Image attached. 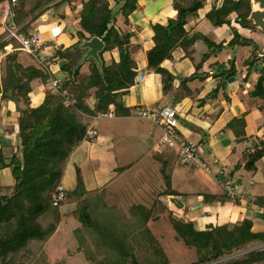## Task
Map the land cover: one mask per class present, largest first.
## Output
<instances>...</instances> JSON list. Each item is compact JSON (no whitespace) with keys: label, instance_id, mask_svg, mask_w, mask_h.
<instances>
[{"label":"trees","instance_id":"1","mask_svg":"<svg viewBox=\"0 0 264 264\" xmlns=\"http://www.w3.org/2000/svg\"><path fill=\"white\" fill-rule=\"evenodd\" d=\"M5 1L0 0V4ZM106 1L81 2L83 30L77 32L78 43L83 39L98 36L107 44L105 52L118 51V59H113L110 65L104 61V77L99 73L96 65L90 62L91 74L77 82L81 68L74 76L72 70L82 52L76 50L74 46L75 54L70 55L68 59L65 54L56 50L54 57L68 59L62 69L69 73V79L62 84V89L76 97V110L65 106L61 95L48 93L39 107L30 109L28 113L24 112L25 116L20 118L22 157L14 156L9 163L14 166L16 180L14 194L0 199V264H8L9 259V264H48L47 255L41 251V248L60 224L62 215L60 208L67 200L74 199L76 202L81 197L84 201L78 203L77 210L79 215L82 214L84 217L82 222L84 231L79 232L81 237L79 236L77 251L85 253L93 264H128L130 259L136 264H142L139 255L149 250L152 253L150 256L153 257L144 256L145 264H171L174 258L180 259L185 264H264V248L256 247L264 245V233L254 232L251 221L208 226L205 230H198L194 222L180 217L161 202L159 198L165 195L164 193H154L156 197L152 198L151 202L146 200L151 204L138 196L141 202L130 208L132 217L126 221L124 209L127 208L125 200L128 198L121 200L123 203L113 206L103 203L98 194L97 202L93 203L92 199L84 197L87 191L81 176H78L76 188L71 192L66 190L65 199L54 206V192L61 184L67 160L72 150L86 136L87 124L80 121L79 113L97 116L113 109L115 115L125 116L129 112L123 107L121 99L129 93L135 83L138 65L133 56L143 50V47L131 42L132 33H125L116 27L117 15ZM139 1L116 2V11L122 15L127 25L130 24V17L139 8ZM203 3L202 0H174L176 19H168L166 25L159 22L151 24L154 47L146 52L147 69L164 78V91L172 84L175 77L162 67V63L171 60L176 49L182 48L188 52V49L198 41L213 47V42L201 33L192 34L186 29L188 17L197 18L199 11L204 7ZM230 3L232 5L227 6L225 2L220 9H217L215 4L207 15L210 21L214 26L220 27L227 24L230 14L237 13V23L247 27L249 22L246 18L250 8L247 6L246 11L244 10L243 0L239 2L230 0ZM73 10L72 7L71 11ZM16 18L14 20L17 24ZM87 33L90 37L86 35ZM3 43L0 41V45ZM249 43L252 41L235 32L228 45L250 46ZM8 45L10 44L0 48V54ZM253 56L254 52L246 61L249 71H252L254 64L259 61ZM15 57L16 55H13L11 58L16 60ZM11 68L2 85L0 83L2 98L17 103L23 99L29 104L31 84L37 79V75L31 67L24 68L16 64ZM16 70L21 74L18 75ZM223 72L227 76L226 80L234 77L237 72L234 61L230 68ZM46 80L47 75L44 78L45 82ZM93 89H96V102L95 108L91 109L84 105L83 99L90 97ZM10 91L11 96L8 95ZM250 95L264 100V71ZM229 127L239 134L237 128L244 129V118L235 119ZM263 157L264 143L262 146H256L245 168L250 172H257L256 164ZM6 166L9 165L0 152V168ZM40 174L45 178L42 184L31 185L32 182H37L35 180H38ZM165 196H172V191H168ZM86 201L87 210L83 207ZM258 201L264 205V199L260 198ZM42 217H45L43 225L40 223ZM97 218L101 219L99 223ZM156 227H160L161 233L156 231ZM78 228L77 231L80 230ZM163 240L169 243L168 250L162 244ZM32 243H35L32 247L34 251H25ZM234 255L235 257H232ZM227 257L232 258L226 262L220 261Z\"/></svg>","mask_w":264,"mask_h":264},{"label":"crops","instance_id":"2","mask_svg":"<svg viewBox=\"0 0 264 264\" xmlns=\"http://www.w3.org/2000/svg\"><path fill=\"white\" fill-rule=\"evenodd\" d=\"M153 2L154 0H140L139 4L143 7V11L138 8V10H141L139 13L140 15L137 13L138 10L135 12V16H137V14L141 16L140 18L137 17L135 19L136 28L134 29V27L131 26V23L130 26L126 27V30H129V32L133 34L137 30H140L137 32L138 41L132 43L139 44L143 47V50L138 52L140 55L137 59L135 58V55L138 53L133 56L138 65L135 83L131 87L129 93L121 99L123 107L129 110V112L125 116H117L113 113L110 117L98 119H94L95 116L84 114L87 120V130H95L97 132V137V128L100 123L98 121H112V123H108L104 134L111 143L118 142L119 137L125 138L129 133L136 138V146L134 144L132 145V148L137 150V154L139 153L136 157H150L152 161L158 160L165 156V154H161L163 152L162 148L165 146L160 143V139L158 140V143H155V138L158 132L163 133V131L159 126L152 122L137 117L133 114V109L135 106H147L151 108L171 106L175 108L178 112L179 131L181 134L189 141L200 143L202 145V153L206 162L210 166V171L207 172L201 170V172H205L211 176L217 185L215 188H207L202 190V192L196 193L192 190L186 189L184 192H180L182 194H180L181 200H179V202L173 200V196H163L159 199L164 205L168 206L171 211H173L172 206L178 208L181 214H177L187 221L194 222L198 230H205L208 226L241 223V218H244L247 214L245 209L255 212V210L262 205L258 200L264 196V157L256 164L258 168L257 172H250L245 168L250 155L256 150V146H262L264 143V107L261 104L264 100L250 95L258 78L264 71V64L258 65L256 63L254 64L252 71H249L246 61L251 54L243 50L246 46L239 48V59L238 56L233 57V52L230 51V49L241 46L228 45L233 39L235 32L239 33V27H237V24L239 23H237L236 20H233L238 16L236 13L230 14L227 18V24L217 27L211 23L209 18H207L208 11H206L207 9L205 10L204 7L199 11V16L197 18L194 16L188 17L186 29L192 34L195 32L201 33L204 37L208 38L209 41L217 42L218 46L221 44V46H219L221 48L215 49L214 52L216 53L213 54L210 52L212 48L209 49L205 42L198 41L188 49L189 52H185L182 48L176 49L173 52V58L162 63V67L175 77V80L170 87L167 86L164 91V83L161 75L157 73L149 74L152 70L147 69L146 52L154 47V33L151 29V24L159 22L166 25L168 19H176L177 12L173 8L174 11L168 12L167 19L159 18L155 15L159 13L160 10L166 9L167 6L161 5L160 8H156V3ZM71 13L72 11H70L69 14ZM68 16L69 15L64 19H61V22L56 21L57 19L54 21L48 20L50 26H47L48 28L46 27L47 29L45 32L41 31L44 27L42 23L37 28L42 35L43 41L51 43L56 42L58 50L61 48L59 36L66 35L69 37L71 34L68 33V30L71 27L74 28V32L70 38V46H75L76 48L79 44V37L77 31H75L79 29H77L75 24L68 23ZM234 22L237 24H232ZM194 26L195 28H193ZM0 29L3 30L1 27ZM122 30L124 31L125 28ZM49 33L51 36H49ZM243 35L247 36L245 33ZM132 39L135 38L133 37ZM7 47L10 48L8 49ZM248 47L251 46L248 45ZM14 52H17V50L11 47L10 44L5 47L0 57V63L2 59L8 60L6 66L7 75L10 72L9 69L11 66L14 67L16 65L14 64V61L16 62L17 59L13 60L11 57L7 58ZM115 53L114 50V54ZM112 59L111 55V57L108 58V61L110 62ZM59 61L58 57H55V59L48 62L45 61L44 64L37 61L38 68L47 75V80L45 82V87H42L40 84L35 85V81L32 82V92L29 94L30 102L31 100H34L32 98H36L37 102V105L35 106L32 104V108L39 107L44 102L46 95L50 92L57 94L62 91L67 92V90L62 89L63 80H61L55 73ZM233 61L237 71L236 75L223 83L225 84L224 97L216 96L215 91L219 82L217 81L218 78L215 73L220 71V67L221 71L228 70ZM67 62L68 61L61 64L62 68ZM110 64L111 63L108 65ZM240 65L243 67L240 68ZM7 75L4 78H6ZM65 75V79L68 80L69 73L65 72ZM55 78L60 81L61 88L58 92L50 88V81ZM1 79L2 78H0V82L3 80ZM8 95L11 96L12 92H8ZM2 97L3 93L0 92V152L9 166L0 168V199L2 197H10L14 194L16 185L14 166H11L9 163H11L10 160L14 156L22 157V138L19 133L20 118L23 116V111H21V108L19 107L20 102L17 103L13 100ZM253 104L255 106H253ZM26 110L29 109H24V111ZM19 113L22 114L21 117ZM240 118H244L245 127L244 129L237 128L239 134H236L234 130L229 127V124L235 119ZM133 120H136L137 123H132L131 121ZM123 121H126V123H123ZM147 123L154 128H148L146 125ZM233 129L236 130V127L233 126ZM96 137L89 138L85 136L84 140L72 150L63 171L62 185H64L63 182H68L70 179L69 170L72 163L70 158H74L77 150L81 148L84 141L95 140ZM83 157L89 156L86 155ZM85 163L87 165L89 164L86 160ZM219 164H221L222 167L217 170L216 166ZM84 167L83 164H80L84 188L85 191L89 193L92 192V189H90V187H85V185L88 186L89 183H91L96 188L98 184L96 180L98 177V171L88 170L86 168L85 171ZM164 168H168L172 171L164 183H169L170 180L180 181V176H183L182 180L185 179L184 176H187L190 180L194 179V176L189 173L187 175L181 174L176 176V174H173L176 169H171V167L169 168L167 166ZM148 169L149 167L141 164L140 159H136L130 164L115 168L111 173L114 178L117 177V180L120 181L122 184L121 187L125 186V189H122L121 194L127 195L128 186L136 184L139 180L143 181V179H147L144 178V175ZM222 169L228 171L234 179L238 193L243 198L242 201L233 202L228 199L226 194H224L226 192L217 177L219 171ZM162 172L164 173L165 171ZM166 174L167 173L165 172L163 175ZM141 181L140 183L143 184V187H137V190L139 191L130 190L129 194L137 195L146 192V195H148L156 193L148 186L147 181ZM186 181L193 185L189 180ZM144 185L147 186V188H144ZM73 186L75 185L73 184ZM198 196L201 197L198 199ZM128 200L130 201V199H126V201ZM133 200L132 197L131 201ZM248 216L252 215L248 213ZM255 225L254 232L264 233V220H259Z\"/></svg>","mask_w":264,"mask_h":264},{"label":"rangeland","instance_id":"3","mask_svg":"<svg viewBox=\"0 0 264 264\" xmlns=\"http://www.w3.org/2000/svg\"><path fill=\"white\" fill-rule=\"evenodd\" d=\"M82 1L85 2V1H89V0H18L17 5L13 8V12L15 11V14H16L15 18L17 17L16 20L18 21V22L16 21L17 25H18L19 29L21 30V33L24 35H29L31 33L41 34L40 31L37 29L41 23L44 26L41 29V31L45 32L46 29L48 28L47 26H50V23L48 22V20L54 21L55 19H57L56 21L61 22L60 20L66 18L67 15H69L68 19H67L69 21L68 23L73 24V25L75 24L77 29H79V30H75V31L78 32V31L83 30L82 25H81V22L83 20V18H81V13H82L81 12V10H82L81 2ZM117 1L118 0H107L106 2L109 3L110 8H112L114 13H116V15H117L116 16V20H117L116 27L121 29V30L123 28H125L124 32L130 33L129 30H126L127 29L126 27L130 26V24L127 25L124 22V18L122 17V15L116 11L115 5H116ZM202 1L204 2L203 4L205 7V10L207 9L206 11H208L207 14L210 13L213 6L218 3V0H202ZM153 3H156V8H160L161 5L167 6L166 9L160 10V12L155 15L159 18L161 17V18L167 19L168 12L174 11L173 10V0H154ZM226 5L227 6L232 5L230 3V0L226 1ZM70 6H72L74 8V10L72 11L71 14H69L70 11L72 10V7H70ZM139 8L143 11V7L140 4H139ZM140 9L137 12L138 14L141 12ZM4 10H5L4 6H0V27L2 29L4 26L3 24H1V23H3V18H4V12L3 11ZM205 10H204V12H205ZM138 14H137V16H135V13H134L133 14L134 16L130 17V23L132 24L131 26H133L134 29L136 28V20L135 19L137 17L138 18L141 17V16H139L140 14L139 15ZM42 15L43 16L45 15V16L43 17ZM62 15H64V16H62ZM235 18L233 20H237V17H235ZM246 20H247V18H246ZM232 24H235V22ZM249 26L251 27V22H249ZM237 27H239L238 31L240 33V34L239 33L238 34L241 35L242 37L246 38L247 40L256 43L259 47V51L264 54V33L261 31H257L254 28L249 29L248 25L246 27L245 25L242 26V25L237 24ZM193 28H195V26ZM139 31L140 30H137L136 32L134 31L135 32L134 34L132 33L133 37L135 39H131V42H137L138 41V38H137L138 33L137 32H139ZM73 32H74V28L71 27L68 30V33L71 34V35H69V37L66 35L59 36L60 37L59 42H60V46H61V48H60L61 50L59 49V51H61L62 54H65L68 59L70 58V55L73 56L75 54V49L73 48L74 46H70V42H71L70 38H71ZM50 33H49V36H51V34H52V33L51 34ZM244 33L247 36H244L243 35ZM86 35L88 37H90V35L88 33ZM8 37H9V33L4 32V29L3 30L0 29V41L4 42L3 44L0 45V48L6 44H11L13 48L18 47V48H15L17 50V52H14L11 55V57H13V55H16L15 58L17 59V61L16 62L14 61V64H19L21 66H24L25 68L31 67L32 70L35 71V75H37V79L35 80V85L40 84L42 87H45L44 78L46 77V75L43 73L42 70H40L38 68V66H37L38 64H37L36 59L33 57V55H30V54L20 50V46L18 44H15V41H13L12 39H9ZM41 37H42V35H41ZM53 37H54V34H53ZM241 47L242 46H237V47H234L233 49L232 48L230 49V51L233 52V57L238 56V59H239V54H240L239 48H241ZM208 48L209 49L212 48L210 52L214 54V53H216V52H214V50L220 49L221 47L218 46L217 42H213V47L208 46ZM251 48L252 47L246 46L243 48V50L245 52H248L249 54H252ZM115 52H116L115 54H114V51L113 52L112 51H106L104 53V60L107 63V65L109 63H112L111 61L113 59H115V60L118 59V57H119L118 51L115 50ZM185 52H187V51H185ZM1 54H0V57H1ZM111 55H112L113 59L109 62L108 58L111 57ZM139 55H140V53L135 55V58L137 59ZM7 58H9V56ZM68 59L59 58V60H60L59 65H58V67H56V70H55V73L57 74V76L60 77L61 80H63L62 81L63 83L66 82V79H65L66 75H65V71L62 69L61 64L68 61ZM7 62H8L7 59L6 60L2 59L1 63H0V78H2L3 80H4V77L7 75V69H6ZM257 64L262 65L264 63L261 61H258ZM242 67L243 66L240 65V68H242ZM219 70L220 71H217L215 73V75H217V78H218L217 81L219 82L215 93H216V96L224 97L223 95H224V90H225V84H223V83H225V81H227L226 80L227 76L223 71H221V67ZM91 71H92L91 63L87 62L83 67H81L79 75L77 77V82L86 78L87 76H89L91 74ZM16 72L18 75L21 74V72L19 70H16ZM151 73L154 74L155 72L150 71L149 74H151ZM162 80H164L163 77H162ZM2 81L0 82L1 85H2ZM168 86L170 87V85H168ZM95 92H96V89L91 90V96L83 99L84 105H86L87 107H89L91 109L95 108V102H96ZM50 93H54V92H50ZM54 94H57V93H54ZM61 97L63 98L64 103L67 102L68 100L70 101V105L68 106L70 109L74 108L73 110H76V108H75V105L77 102L75 99L76 97L71 92L67 91V94L65 96L61 95ZM32 99H34V100L33 101L31 100V102L29 104L25 103V100H23V99L20 100L19 107L21 108V111H23V116H25L24 112L28 113V111L30 109L32 110V104L34 106L37 105L36 98H32ZM254 102H256V101H254ZM261 104L264 107V101ZM253 106H255V105L253 104ZM24 109H29V110L24 111ZM256 110H257V108H256ZM19 115H20V117L22 116L21 113H19ZM79 116L78 117H79L80 121L83 124H86L87 120H86L85 115L83 113H79ZM98 122H100V123H99V126L97 128L98 129V136L96 137V139L84 141V143L81 145V148L79 150H77L74 158H70V160L72 161L71 167L69 170L70 171L69 172L70 173L69 174L70 179L68 182H63L64 183L63 186L65 189L67 187L66 190L68 192L73 191V189L75 188L77 181H78V176L79 177L81 176V178H83V175L80 171V164H83V167L85 166L84 169L86 168L88 170L98 171L97 172L98 177L96 179L98 184H97L96 188L91 183H89L88 186L85 185V187H90V189H92L91 190L92 192L86 193V195L84 197H86L87 199L90 198V199H92L93 203H96L97 202L96 196L99 194L98 196L103 201V203L105 202L109 205L113 204V206L117 205V203L119 205V203L122 202L121 200H123L125 198H128V199L131 198L132 199V197H133V199H134L133 201H131V200L126 201L125 200V202L127 204V208L124 209V212L126 213L125 214L126 221H128L132 217L131 212H130V208L141 202L138 199V196L140 199L144 200L145 202H147L146 200H149V202H151L150 200L152 198L156 197L155 194L146 195V192L140 193L137 195L129 194L130 190L136 191L137 187H143L142 186L143 184L140 183L141 180L137 181V183L132 185V186H128L127 195L121 194L122 189L123 188L125 189V186L121 187L122 184L120 183V181L117 180V177L116 178L113 177L111 171H114L115 168H119L123 165L130 164V163L134 162L136 159H140L142 165L149 167V169L146 171V173L144 175V178H147V179H143V181H147L148 186L157 194L164 193L166 195V193H168V191H172V196L174 197L173 200H176L178 202H179V200H181L180 194H182V193H180V192H184L186 189L192 190L193 192L196 193V192H202V190H205L207 188L210 189V188L216 187L217 183L215 182V180L213 178H211V176H209L205 172H201V170L192 169L189 167L182 166L179 163L176 150H172V149H168V148L163 147L162 148L163 152L161 154H163V155L165 154V156L161 157V159L159 158L158 160H153V161L150 159V157H136L137 155H139V153L137 154V152H136L137 150L132 148V145L133 144L135 145V140H136L135 136H132L128 133V136H125V138L119 137L118 142L111 143L108 140V138H106V135H104V134L106 132L105 129L107 128L108 123L110 124V123H112V121L111 122H109V121L105 122V120H103V121H98ZM98 122H97V125H98ZM131 122L137 123L136 120L135 121L133 120ZM123 123H126V121H123ZM128 123H129V121H128ZM146 125L150 129L154 128V127H151L148 123ZM162 136H163V133L158 132V134L156 135V138H155V143H158V140L159 139L161 140ZM88 152H89V154H88ZM86 155L89 157H83ZM85 160L88 161V163H89L88 165L85 163ZM165 166H167L169 168L171 167V169H176L175 173L173 172V174L174 175L176 174V176L181 175V174L187 175L189 173L192 176H194V179L190 180L187 176H184L185 179L182 180L183 176H180L179 177L180 181L170 180L169 183H167V182L164 183L166 178L169 177L170 173L172 172L168 168H164ZM221 167H222L221 164H219L216 166V169L218 170V168H221ZM86 169H85V171H86ZM160 170L165 171L167 174L163 175L165 172L163 173ZM43 176L44 175L40 174L38 176L39 178L37 177L38 180L37 179L35 180L37 182H35V183L32 182L31 185H33V186L39 185V183H41L45 179V178H43ZM176 176H175V178H176ZM186 180H189L190 183H193V185L189 184ZM143 181H141V182H143ZM158 181H159V183H158ZM68 184H69V186H68ZM73 184L75 186H73ZM144 188H147V186L144 185ZM137 191H139V190H137ZM141 194H143V195H141ZM224 194H226V193H224ZM165 195H163V196L165 197ZM84 197H83V199H84ZM200 197L201 196H198L197 198L199 199ZM262 199H264V196L262 197ZM82 201H84V200H82V197L79 198L78 200H76V202L74 199H70V200H67L61 206L60 210L62 212V215L60 218L61 219L60 224L56 228V230L52 234V236L48 239L46 244H44L41 248V251L42 252L44 251V253L47 255L48 264H59V263L60 264H93L90 262V260H88L89 257L87 258L85 253L77 251V248L79 246V239L81 237V234H79V232L84 231V226H82V222L84 220L83 219L84 217L82 214L79 215L78 210H77L78 209V203H80ZM149 202H147V203L151 204ZM173 202H175V201H173ZM30 204H32V203L30 202ZM86 205L88 206L87 201H86V203H84V206H83L87 210ZM261 206H263V207H261ZM261 206L257 210H255V212H253L252 210L245 209L247 214L245 215L244 218H241L240 222H244L246 220L251 221L253 224V230H255V227H256L255 223L258 222L259 220H264V210H263L264 205H261ZM172 207H173L172 209L174 212L181 214V212L178 210V208H176L175 206H172ZM52 209H54V208H52ZM104 211L106 212L107 210H104ZM82 212H83V209H82ZM107 212H109V211H107ZM100 213H102V212H100ZM248 213H250L252 216H248ZM255 218H257V219H255ZM44 220H45V217H42L40 219V223L42 225L44 223ZM97 220L99 223V221L101 219L97 218ZM77 228L80 230L77 231ZM155 229H156V231H158V233H161L160 227H156ZM162 244L164 245L166 250H168L167 246L170 247L169 243L166 240H163ZM33 246H35V243H32V245L29 248H27V250H25V251H27V252L34 251V250H32ZM263 246L264 245L262 244V245H257L256 247L257 248H264ZM143 253L144 254L139 255V260L142 262V264H145L144 259L146 260V258H144V256H150V255H152V253L150 250L146 253L145 252H143ZM191 254H193V253H191ZM150 257H153V256H150ZM232 257H235V255ZM232 257L223 258L220 261L226 262L227 260L231 259ZM9 262H10V259H9ZM9 262H7V263L9 264ZM171 262H172L171 264H185V262L180 261V259H178V258L177 259L174 258L173 260H171ZM128 264H136V263L130 259Z\"/></svg>","mask_w":264,"mask_h":264},{"label":"built area","instance_id":"4","mask_svg":"<svg viewBox=\"0 0 264 264\" xmlns=\"http://www.w3.org/2000/svg\"><path fill=\"white\" fill-rule=\"evenodd\" d=\"M18 0H6L1 3L0 6H4V18L3 29L4 32L9 33V39L17 42L20 46V50L26 52L39 61L41 64L44 62L55 59L54 52L58 50L56 42L43 41L41 34H29L24 35L21 33L18 25L15 23V11L13 8L17 5ZM12 47V45H11ZM8 49L10 47H7ZM51 89L58 92L60 90V81L58 79H51ZM65 96L66 91L58 92ZM65 106L70 105V101L64 103ZM113 109L108 113H100L94 117L106 118L113 115ZM133 114L137 117L148 120L153 124L159 126L163 131V136L160 143L168 149L176 150L179 163L184 167H189L197 170H204L209 172L210 166L206 162L203 153L202 145L200 143H194L186 139L179 131L178 112L173 107H160L151 108L147 106H135ZM97 132L93 129L86 131V137L95 138ZM218 180L222 184L223 189L226 192L227 197L233 202L242 201V197L238 193L234 179L228 173V171L222 169L219 171ZM66 189L62 184L58 185L54 192V206L59 205L65 199ZM264 210V208H263Z\"/></svg>","mask_w":264,"mask_h":264},{"label":"water","instance_id":"5","mask_svg":"<svg viewBox=\"0 0 264 264\" xmlns=\"http://www.w3.org/2000/svg\"><path fill=\"white\" fill-rule=\"evenodd\" d=\"M239 2L241 0H233ZM225 0H218L217 9L224 5ZM251 13L247 17V21L251 22V28L258 29L264 33V0H250ZM253 49V58L264 63V54L259 51L256 43H249ZM106 42L98 37L93 36L88 39H83L81 43L76 46V49L83 52L78 63L73 68L72 74L76 73L85 63L92 62L96 65L99 73L104 77V60L103 54L106 50Z\"/></svg>","mask_w":264,"mask_h":264},{"label":"flooded vegetation","instance_id":"6","mask_svg":"<svg viewBox=\"0 0 264 264\" xmlns=\"http://www.w3.org/2000/svg\"><path fill=\"white\" fill-rule=\"evenodd\" d=\"M227 0H225V2H226ZM224 2V3H225ZM243 6H244V10L246 11V8H247V6L250 8V0H243ZM250 13H251V8L249 9V13H248V16L250 15ZM248 28L249 29H252L250 26H249V23H248ZM255 30H257V31H260V30H258V29H255Z\"/></svg>","mask_w":264,"mask_h":264}]
</instances>
